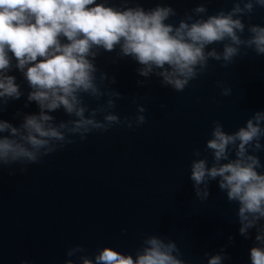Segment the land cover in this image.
Here are the masks:
<instances>
[{"label":"clouds","instance_id":"9594fccd","mask_svg":"<svg viewBox=\"0 0 264 264\" xmlns=\"http://www.w3.org/2000/svg\"><path fill=\"white\" fill-rule=\"evenodd\" d=\"M210 2L199 0L172 23L177 9L166 0L150 8L142 0H0V113L10 100L24 95L17 77L10 74L13 69L30 89L25 107L35 102L39 108L38 113L18 111V126L0 118V169L7 167L10 176L16 175L12 166L19 165V172L26 173L29 165L41 163L77 138L85 141L94 132L118 126L135 130L147 122L144 104H137L134 116L115 111L124 97L111 87L115 75L109 77L98 66L102 53L115 52L112 63L130 57L139 65L138 76L155 75L161 86L175 92L207 74L212 61L227 68L249 51L264 56V24L251 22L257 9H264V0H231L230 9L212 14ZM148 83L137 80L140 86ZM216 86L221 96H231V86L219 80ZM89 100L96 101L94 107ZM61 109L69 118L58 121L52 113ZM204 152L211 154V163L195 148L190 164L195 197L207 201L210 183L217 181L228 203L238 205L239 234L250 239V230H256L251 264H264V162L259 155L264 152V110L255 111L231 132L220 120L213 121ZM226 247L216 254L205 252L207 264L230 259ZM183 255L174 239L154 233L142 238L135 255L105 245L90 256L84 245L70 246L63 264H189Z\"/></svg>","mask_w":264,"mask_h":264},{"label":"water","instance_id":"95a60500","mask_svg":"<svg viewBox=\"0 0 264 264\" xmlns=\"http://www.w3.org/2000/svg\"><path fill=\"white\" fill-rule=\"evenodd\" d=\"M142 2L150 8L157 0ZM166 2L178 13L169 22L178 23L199 0ZM207 7L212 14L230 9L232 3L211 0ZM251 22L264 24V9H257ZM115 56L102 53L97 58L101 71L115 75L111 87L124 97L115 111L134 116L137 104H144L147 122L135 130L118 126L94 132L85 141L77 138L41 163L29 165L26 173L19 172V165L12 166L16 175L10 176L7 167L0 169V264L25 259L29 264H63L67 249L76 244L84 245L90 256L105 245L135 255L142 238L154 233L174 239L189 264H207L204 253L216 254L225 246L230 259L224 264H251L256 230H250V239L239 234L238 205L228 203L217 181L210 183L207 201L196 198L190 164L195 148L211 163L204 146L213 121L220 120L231 132L255 111L264 110V56L249 51L227 68L212 61L207 74L183 92L161 86L155 75L138 76L139 65L130 57L112 63ZM10 74L17 77L24 95L10 100L0 118L18 126V111L38 113L39 108L35 102L25 107L27 82L17 69ZM145 79L150 83L137 84ZM218 80L232 87L231 96L220 95ZM52 114L58 121L69 118L62 109ZM259 155L264 162V152Z\"/></svg>","mask_w":264,"mask_h":264}]
</instances>
